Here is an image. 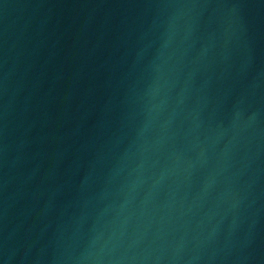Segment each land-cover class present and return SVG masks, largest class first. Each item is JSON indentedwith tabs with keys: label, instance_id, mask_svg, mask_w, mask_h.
<instances>
[{
	"label": "water",
	"instance_id": "water-1",
	"mask_svg": "<svg viewBox=\"0 0 264 264\" xmlns=\"http://www.w3.org/2000/svg\"><path fill=\"white\" fill-rule=\"evenodd\" d=\"M0 264H264V0H0Z\"/></svg>",
	"mask_w": 264,
	"mask_h": 264
}]
</instances>
